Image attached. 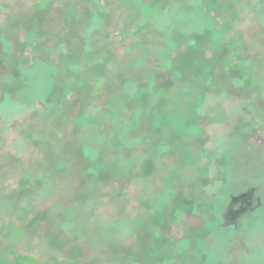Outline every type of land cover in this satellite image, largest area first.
Wrapping results in <instances>:
<instances>
[{
    "label": "rangeland",
    "instance_id": "1",
    "mask_svg": "<svg viewBox=\"0 0 264 264\" xmlns=\"http://www.w3.org/2000/svg\"><path fill=\"white\" fill-rule=\"evenodd\" d=\"M0 264H264V0H0Z\"/></svg>",
    "mask_w": 264,
    "mask_h": 264
},
{
    "label": "water",
    "instance_id": "2",
    "mask_svg": "<svg viewBox=\"0 0 264 264\" xmlns=\"http://www.w3.org/2000/svg\"><path fill=\"white\" fill-rule=\"evenodd\" d=\"M250 199H251V193H247V194H244V195H240V196H238L236 198L237 201L242 202V203H244V202H246V201H248ZM248 206H250L249 202L246 205V207H243L240 211H238V212H232L231 211L230 212L231 214H228L227 217L231 219V218H234V216L236 217V216H238L240 214L241 215L244 214L248 210V208H249Z\"/></svg>",
    "mask_w": 264,
    "mask_h": 264
},
{
    "label": "flooded vegetation",
    "instance_id": "3",
    "mask_svg": "<svg viewBox=\"0 0 264 264\" xmlns=\"http://www.w3.org/2000/svg\"><path fill=\"white\" fill-rule=\"evenodd\" d=\"M247 204H248V201H246L244 203L239 202L238 205L235 206L236 208H234V210L232 212H238V211H240L243 208L242 206L245 205V207H246Z\"/></svg>",
    "mask_w": 264,
    "mask_h": 264
}]
</instances>
